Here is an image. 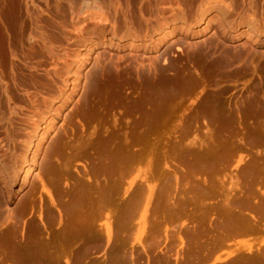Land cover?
Listing matches in <instances>:
<instances>
[{
    "label": "rangeland",
    "instance_id": "374dc122",
    "mask_svg": "<svg viewBox=\"0 0 264 264\" xmlns=\"http://www.w3.org/2000/svg\"><path fill=\"white\" fill-rule=\"evenodd\" d=\"M24 1L17 0L18 27H42L59 59L41 42L24 45L14 61L15 81L6 73L11 100L0 90V225L3 216L20 213L22 200L30 197L17 222L19 233L12 237L14 245L31 249L29 261L20 262L41 263L40 250L52 248L58 264H246V249L252 244L238 230L250 220L251 201L264 199V0H30L29 13ZM213 1L226 10L213 11L209 27L202 29L200 12ZM11 7L12 0H0V30L6 37L12 34L6 19ZM170 12L184 16L189 28L177 24L170 35L155 33L164 13ZM77 13L90 15L96 23L84 30ZM247 18L252 29L236 34ZM110 29L117 35L131 31L144 36L130 48L128 38L110 40ZM209 52L222 55L225 71L208 74ZM65 55L79 60L71 68L72 86L63 81ZM9 63L4 65L7 72ZM179 67L188 72L185 89L168 83ZM62 92L70 99L41 142L29 182L18 189L12 179L32 121L49 113L44 97ZM214 93L217 102L210 112L204 101ZM63 133L79 146L71 148L72 159L60 160L62 166L66 159L70 173L61 179L62 186L104 182L102 164L82 147L91 136L101 140L114 135L122 149L134 154L113 192L117 204L101 209L96 201L67 206L60 199L59 183L52 180L55 173L49 172V153ZM148 188L152 194L146 202ZM70 194L73 199L74 191ZM107 224L113 229L109 237ZM118 224L121 233L115 236ZM96 230L104 237L93 238ZM8 231L0 235V264H11L14 258L13 231Z\"/></svg>",
    "mask_w": 264,
    "mask_h": 264
},
{
    "label": "bare ground",
    "instance_id": "6f19581e",
    "mask_svg": "<svg viewBox=\"0 0 264 264\" xmlns=\"http://www.w3.org/2000/svg\"><path fill=\"white\" fill-rule=\"evenodd\" d=\"M30 0H25L24 1V5H25V12L28 11V2ZM87 1V0H85ZM89 1V0H88ZM87 1V3H88ZM34 2V1H33ZM48 2V1H47ZM84 2V1H83ZM96 1L94 0V3ZM31 3V2H30ZM86 3V5H87ZM96 4V3H95ZM16 5H17V0H12V7L10 9L9 12H11L10 14H7V17L6 19L9 21V24H10V29L12 31V36L9 34V33H5L6 34H9L7 35V37L4 35V33H2V29L0 30V90H2L4 93H6V95L8 96L9 100H11V96L9 95V80L12 79L14 80L15 79V76H16V68H15V64H14V61L19 59L20 57V52H21V49L24 45L26 44H31L33 42L36 43L37 42H41L40 44H42L47 50L48 52L51 54L52 57H54L56 60L59 59V56L55 53V51L53 50L51 44L48 43V37L46 35V33L44 32L45 30L42 29V27H39L38 25H33V26H29V28L27 30L21 28L20 26L18 27V25H20V23L18 24L17 23V11H15L16 9ZM37 6V5H36ZM82 7V6H81ZM36 8V7H35ZM30 9V8H29ZM39 9V8H38ZM58 9V8H57ZM81 9V8H80ZM85 9H88V8H85ZM84 9V10H85ZM164 9V8H163ZM168 9V8H167ZM165 10H166V7H165ZM163 10V12L165 11ZM224 10H226V7H222L221 3L218 1H213V2H210L208 4H205L203 6V9L201 10L200 12V22L202 24H200V27L202 29L204 28H207L209 27L210 25V17H211V14L214 13L213 11H216L218 13L219 12H224ZM2 11V10H1ZM171 11V10H170ZM88 12V11H87ZM27 13V14H28ZM86 13V12H85ZM228 13V12H226ZM1 14V13H0ZM37 14V13H35ZM78 14V13H77ZM91 14V13H89ZM166 14L165 16V20L163 21H159L156 28L153 30L155 33H160L161 36H166V35H170L168 33H171L172 30H174V27L179 24L180 26L184 27V28H189V26L191 25L184 16H178V15H174L172 14L171 12L170 13H164ZM215 14V13H214ZM2 15V14H1ZM0 15V16H1ZM31 15V14H30ZM217 16L219 15L216 14ZM28 16V15H27ZM33 16V15H32ZM39 16V15H38ZM198 16V15H197ZM217 16H215L217 18ZM2 17V16H1ZM95 17V16H94ZM222 17H223V14H222ZM225 17V16H224ZM36 18V17H35ZM197 18V17H196ZM2 19V18H1ZM4 19V18H3ZM2 19V20H3ZM31 19V18H30ZM96 19V18H94ZM199 19V18H198ZM220 20H222L223 22V19L219 18ZM246 19V18H245ZM1 20V21H2ZM5 21V19H4ZM7 21V23H8ZM96 20H93V17H91L90 15L88 14H78L77 15V22L79 23H82L83 26H84V30H85V26H86V29H87V25H90L91 24H95ZM98 21V20H97ZM199 21V20H198ZM39 22V21H38ZM199 22V23H200ZM221 22V23H222ZM99 21H98V25H99ZM220 23V24H221ZM251 21L249 22L248 21V18H247V21H242L238 27H237V30H236V34L240 35V34H244V32L247 30V29H252V27H250ZM31 24V22H30ZM34 24V23H33ZM38 24V23H37ZM40 24V23H39ZM78 24V23H77ZM23 25V24H22ZM97 25V26H98ZM193 25V24H192ZM222 25V24H221ZM229 25V24H228ZM4 26V25H3ZM5 26L7 27V25L5 24ZM41 26V25H40ZM81 26V25H80ZM82 26V28H83ZM95 26V27H97ZM226 26V25H224ZM223 26V27H224ZM253 26V25H252ZM192 27V26H191ZM5 28V27H3ZM228 28V27H227ZM256 28V27H255ZM226 29V28H225ZM224 29V30H225ZM231 29V28H230ZM6 30V28H5ZM9 30V29H8ZM113 30V29H112ZM111 29L108 31V35L111 36L110 37V40L111 38L113 37H117V39H122V38H128V42L127 44L129 46H131L130 48H134L136 47V44L140 43L143 38L142 35H139V36H136V35H133L132 33L130 32H127L125 34H115L114 31H112ZM10 31V30H9ZM256 31V30H255ZM4 32V31H3ZM8 32V31H7ZM261 32V31H260ZM118 33V32H117ZM49 34V32H48ZM136 34V33H135ZM146 35V34H145ZM255 36V34H253ZM264 36V34H263ZM257 37V36H256ZM260 37V36H259ZM13 38L17 41H14ZM156 38H159V36L155 37ZM160 39V38H159ZM158 39V41H156L158 44L160 42V40ZM165 39V38H164ZM157 40V39H156ZM263 41H264V38H263ZM19 42V44H18ZM118 42V41H117ZM145 42V41H144ZM149 42V41H148ZM155 42V41H154ZM120 43V42H119ZM147 43V42H146ZM39 44V45H40ZM144 44V43H143ZM142 44V45H143ZM32 45V44H31ZM38 45V46H39ZM141 45V46H142ZM155 45V44H154ZM20 46V48H19ZM37 46V45H36ZM92 46V43H88L87 44V47H91ZM121 46V45H120ZM147 46V45H145ZM150 46V45H149ZM156 46V45H155ZM151 47V46H150ZM153 47V46H152ZM42 48V47H41ZM140 48V47H139ZM142 48V47H141ZM147 49V48H146ZM145 49V50H146ZM87 50V49H86ZM144 50V49H143ZM81 54V53H80ZM79 54V55H80ZM207 54L206 56H208L209 58V61L206 62V67H207V72L208 74H213V73H219L221 71H225L223 70V66L225 64H227L226 62H224V59L222 58V55L219 54V55H216L215 52H209V53H205ZM204 54V55H205ZM77 56V55H76ZM76 56H71V55H65V56H62V61L64 62V65L66 66V71H65V74H64V77H63V81L64 83H67V85L73 84L74 82V70H72V66H77L78 63H79V60L77 59ZM205 56L204 59H206L207 57ZM207 58V59H208ZM226 58V57H224ZM9 59V60H8ZM21 59V58H20ZM204 59H202L203 63L206 61H204ZM81 60V59H80ZM230 60V59H228ZM8 61H10L9 63V72L6 71V68H5V64L7 63L8 64ZM18 61V60H17ZM227 61V60H226ZM199 62V61H198ZM228 62V61H227ZM230 63V62H229ZM228 63V64H229ZM205 66V64H204ZM7 67V65H6ZM225 67V66H224ZM76 68V67H74ZM186 69V68H185ZM184 69V67H179L177 68L175 71H174V74H173V77H171V80L167 82L170 84V82L172 81V83H174L175 85H183V88L185 87V84L187 85V81L185 79L186 78V75L188 74V72ZM225 69V68H224ZM189 70V69H188ZM205 70V71H206ZM186 71L187 74L184 72ZM206 72V73H207ZM6 73H9V77H11L10 79L7 80V77H6ZM206 75V74H205ZM188 77V76H187ZM217 77V76H216ZM17 78V77H16ZM170 78V77H169ZM196 78V77H195ZM213 78V77H211ZM15 81V80H14ZM165 81V83H166ZM200 81V80H199ZM11 82V81H10ZM190 82V81H189ZM197 80L195 79L194 80V84H196ZM16 83V82H14ZM164 84V82H161ZM192 83V82H190ZM216 83V82H215ZM12 84V82H11ZM156 84V83H155ZM167 84V83H166ZM165 84V85H166ZM218 84V83H217ZM75 85V84H74ZM160 85V83L158 84ZM173 85V84H172ZM164 86V85H163ZM192 86V85H191ZM179 87V88H180ZM188 87V86H187ZM69 88V87H68ZM174 89V88H173ZM172 89V90H173ZM176 89H178V87H176ZM185 89V88H184ZM187 90L188 89H191V88H186ZM62 91V90H61ZM60 91V92H61ZM64 91V90H63ZM176 91V90H175ZM177 91H180V90H177ZM2 92V93H3ZM177 93V92H176ZM5 95V96H6ZM56 95V94H55ZM54 98H49V97H44L43 98V101L45 102V104L47 105V110L49 113L47 114H39L38 116H36L32 123V129L31 131L28 133L27 135V143H25L27 146V148H25V153L23 154L24 157H23V160L20 161V163L18 164V169H16L17 171L15 172V176L13 177V182H16L18 184V189L23 186L25 183L27 184L29 182V178H30V175L32 173V168L37 164V155H38V152L40 150V145L42 144L41 142L47 137L48 133L51 131V129H53V127L55 126L54 122L56 119H59V117H61L60 115L61 114V107L63 106V104H65L66 100L68 102V100L70 99L69 98V95L67 93V97L65 94H59L57 96H53ZM216 94H211L208 99L206 101H204V109L205 110H209L210 112L213 110L211 108H213L212 106L215 105L214 102H217L216 100ZM156 101V100H155ZM10 102V101H9ZM66 102V103H67ZM89 102V101H88ZM147 102V101H146ZM163 102V101H162ZM34 103V102H33ZM156 104V103H155ZM86 105H88L86 103ZM85 105V106H86ZM92 105V104H91ZM44 107V108H46ZM85 110V109H84ZM89 112V111H88ZM85 113V112H84ZM83 113V114H84ZM89 113H93V111L89 112ZM82 114V112H81ZM91 115V114H90ZM211 115L214 117L215 114L211 113ZM204 116V115H203ZM206 116V115H205ZM211 116V117H212ZM67 135V134H66ZM49 136V135H48ZM112 135H109V136H106V137H103V139L101 140H98L95 139L94 137H90L86 143H83L82 144V147L89 151L90 153L94 154L95 157L99 160V162L102 164L101 166H103L102 168L105 170V171H102L104 174V177H103V183L101 184V180L99 181L98 179L96 180V183L94 185H90V186H85L83 183H75L73 182L74 185H70V186H62L60 185L61 184V179L65 178V175L67 174H70L68 173L67 171V168H66V159L71 157V148L73 149L74 147H78V145H76L75 143H72L68 140H66L64 137H65V134L63 133L62 135H60L57 140H56V147L54 149H52L50 151V161H51V169L49 170V172H53L55 173L54 174V178H52L53 180V183L54 182H58L59 185L57 186V191H58V194L60 196V199L64 201V203L68 206H71L72 204L73 205H78L80 204L83 200L86 201L89 200L88 204H90L91 202H97L99 207H108V204H117L118 202V198L113 194L114 191L117 190L118 188V185H119V182H120V178L123 176V174L125 173L126 169L124 168L125 165H127V163H131V161H133V157L136 158L135 156L133 155H130V153L127 152V149L124 150L120 147V145L118 144L117 141H114L112 138L114 137H111ZM68 137V135H67ZM104 142V144H103ZM4 147V146H3ZM80 148V147H79ZM75 149H73L74 151ZM72 151V152H73ZM80 151V150H78ZM9 153V152H8ZM74 153V152H73ZM103 153H107V155H103ZM80 154V153H79ZM259 154V153H258ZM8 155V154H6ZM110 155V156H108ZM257 155V154H256ZM260 155V154H259ZM264 156V155H263ZM63 157H65L66 159H64L63 163H62V166L61 165V162L60 160L63 159ZM73 157V156H72ZM72 159V158H70ZM54 161L56 162L57 164V167L53 164ZM71 160H69L70 162ZM2 162V160H1ZM68 162V163H69ZM3 164V163H2ZM69 165V164H68ZM70 166V165H69ZM50 167V166H49ZM16 168V167H14ZM214 169V168H213ZM69 170V168H68ZM102 170V169H101ZM47 173H48V169H46ZM101 172V173H102ZM52 173V174H53ZM50 173V176L52 175ZM40 176V175H39ZM70 176V175H69ZM68 176V177H69ZM20 177V181L17 182V178L19 179ZM101 177V176H100ZM50 178V181H52ZM97 178V177H96ZM102 178V177H101ZM146 178V177H145ZM9 179V178H8ZM41 181L43 182V184H45L44 182V179L40 178ZM174 180V179H173ZM9 181V180H8ZM11 181V180H10ZM207 179L204 178V182L207 183ZM225 182V181H224ZM56 184V183H55ZM208 185L211 186V184L207 183ZM57 185V184H56ZM87 185V184H86ZM203 185V184H202ZM216 185V184H215ZM45 186V185H44ZM218 186V185H217ZM142 187V186H141ZM143 188V187H142ZM151 188V187H150ZM148 188V194L145 196L146 197V202H148L151 198V189ZM215 188V187H214ZM213 188V191H215L216 189ZM17 189V190H18ZM209 189V188H208ZM70 190H73L74 191V197L73 199L71 198V194H70ZM142 191H145L144 189H142ZM219 191V190H218ZM51 191L48 190V193L50 194V196L52 195L50 193ZM204 193V192H203ZM214 193V192H213ZM67 197H66V195ZM52 197V200L54 201V198L53 196ZM172 197V196H171ZM205 197V196H204ZM29 200H30V197L29 195L28 196H25V199L22 200L24 201V203L22 204V209L20 211V213L17 212H13V213H9L8 215L6 216H3L5 222L3 224L0 225V235H3V236H6L4 233H6V231L8 230H11L13 231V234L12 236L10 235V237L12 238H16L15 236H17L16 234L19 233L17 232V230L19 229L18 227H20L18 225V221L20 219L21 216V213L25 211V208L28 207L27 205V202L29 203ZM204 201V200H203ZM93 202V203H94ZM120 202V201H119ZM174 202V201H173ZM240 202V201H239ZM91 203V204H93ZM96 203V204H97ZM246 203V202H245ZM85 204V202H84ZM27 205V206H26ZM95 205V204H94ZM232 205V204H231ZM65 206V205H64ZM84 206V205H82ZM87 206V205H86ZM110 206V205H109ZM228 207V210L230 211L231 210V207L229 205H226ZM235 206V205H234ZM89 208V206H87ZM91 207V206H90ZM72 208V207H71ZM84 208V207H83ZM110 208V207H108ZM87 209V208H86ZM69 209H67L68 211ZM71 210V209H70ZM209 210V209H208ZM70 212V211H69ZM85 212V211H84ZM105 212V211H104ZM71 214L73 212H70ZM103 213V212H102ZM87 215V214H86ZM85 215V216H86ZM13 221V222H12ZM21 221V220H20ZM8 222H10L11 224H9ZM8 223V224H6ZM119 223V222H118ZM5 224V225H4ZM86 223H84L85 225ZM4 225V227L2 226ZM89 225V224H88ZM88 225H86L85 227H88ZM93 225H94V221H93ZM112 225V224H111ZM111 225L107 224L106 226V229H107V236H111V234L113 233V229L111 227ZM95 226V225H94ZM89 227H92V222L91 224L89 225ZM120 228V224H118L117 226V230L115 231L116 234L115 236L118 235V232L120 231L119 230ZM37 229V228H36ZM39 229V228H38ZM37 229V230H38ZM87 229V228H86ZM90 229V228H89ZM94 229V228H93ZM103 230V229H101ZM9 232V231H8ZM7 232V234H8ZM17 232V233H16ZM21 232V231H20ZM66 232V231H65ZM73 231L71 232H68V239L69 241H72V233ZM81 233V232H79ZM87 233V232H85ZM89 233V232H88ZM121 233V231H120ZM10 234V233H9ZM24 234V233H23ZM66 234L62 235L63 238ZM76 235V234H75ZM74 235V236H75ZM89 235V234H88ZM92 237L95 238V239H100L102 236H101V231H95L93 233H91ZM2 236V237H3ZM80 236V235H79ZM197 236V235H196ZM9 237V235H8ZM7 237V238H8ZM67 237V236H66ZM104 237V236H103ZM10 238V239H11ZM13 238L11 240H13ZM18 238V237H17ZM83 238V236H82ZM126 238V237H125ZM9 239V240H10ZM3 240V239H2ZM1 240V241H2ZM7 240V239H6ZM5 240V241H6ZM7 240V242L9 241ZM15 240V239H14ZM14 240H13V245H14ZM32 240V239H30ZM19 241V240H18ZM29 241V240H28ZM64 241V240H62ZM118 241V240H117ZM4 242V241H3ZM6 242V243H7ZM10 242V241H9ZM19 243V242H18ZM34 243V242H33ZM41 243V242H40ZM63 243V242H62ZM43 244V243H41ZM0 245H1V242H0ZM4 246V244H2ZM7 245V244H5ZM28 245V243H27ZM48 245V244H47ZM91 245H93L91 243ZM9 246V244L7 245ZM12 246V245H11ZM36 246V245H35ZM45 246V244H44ZM88 246V245H87ZM95 246V245H94ZM116 248L118 246H115ZM5 249H7V247H3ZM13 253H14V258H13V261L12 263L14 264H23L21 263L20 261H26L27 262L29 261V259L31 258V249L26 246H21L20 244H15L13 247ZM48 246H46L45 249H47ZM86 248V247H85ZM89 249V247H87ZM86 248V250H87ZM98 248V247H96ZM105 248V247H104ZM9 249V247H8ZM38 249V248H37ZM42 249V247H41ZM91 249V248H90ZM89 249V250H90ZM1 250V248H0ZM35 250V249H34ZM102 250V249H100ZM5 251V250H4ZM2 250V252H4ZM42 251L41 252V263L40 262H37L38 264H58V257L57 255L55 256V250H53L52 248H50L49 251L47 252H44L43 250H40ZM46 251V250H45ZM1 252V251H0ZM11 253V252H9ZM1 254V253H0ZM3 254V253H2ZM5 254V253H4ZM3 254V255H4ZM7 255V254H6ZM12 255V253L10 254ZM8 257V255L6 256ZM8 258H11L12 259V256L8 257ZM6 259V258H5ZM38 260H40V257L38 258ZM37 261V260H36ZM35 261V262H36ZM34 262V261H33ZM11 263V264H12ZM61 263V262H60ZM24 264H27L26 262ZM29 264V263H28ZM32 264V263H31Z\"/></svg>",
    "mask_w": 264,
    "mask_h": 264
},
{
    "label": "crops",
    "instance_id": "0c3cea01",
    "mask_svg": "<svg viewBox=\"0 0 264 264\" xmlns=\"http://www.w3.org/2000/svg\"><path fill=\"white\" fill-rule=\"evenodd\" d=\"M250 220L244 226V230H238L246 234L248 247L246 264H264V199H253L249 205Z\"/></svg>",
    "mask_w": 264,
    "mask_h": 264
}]
</instances>
